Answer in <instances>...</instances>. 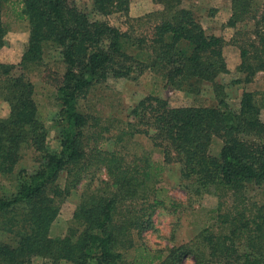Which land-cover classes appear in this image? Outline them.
<instances>
[{
	"label": "trees",
	"instance_id": "trees-1",
	"mask_svg": "<svg viewBox=\"0 0 264 264\" xmlns=\"http://www.w3.org/2000/svg\"><path fill=\"white\" fill-rule=\"evenodd\" d=\"M0 0V51L6 45ZM159 21L148 36L133 37L112 25L113 13L127 15L130 0H93L94 16L76 0H18V18L28 21L29 39L20 62L0 60V98L9 113L0 117V264H264V120L252 90L239 108L226 100L218 78L229 72L225 39L210 34L182 0H153ZM255 0H232L228 24L235 27ZM264 16V15H263ZM264 19V17H263ZM241 45L238 70L249 83L264 71V31ZM55 47L65 65L49 68L44 79L56 88L59 111L52 125L59 141L48 145L49 127L35 96L34 72ZM148 50V51H147ZM139 68L161 74L175 89L199 92L210 84L216 105L172 104L149 95L130 111L125 128L114 136L91 130L94 117L81 102L98 84L133 77ZM149 136L163 161L139 153L130 142ZM113 143L100 146L99 141ZM216 139L218 153L211 152ZM27 149L36 152L32 170L17 168ZM179 163L183 187L195 196L228 195L231 207L214 225L191 240L167 249L152 248L144 234L154 228L156 210L171 197L160 184L165 165ZM104 168L108 179L86 190L64 235L53 236L63 202L89 173ZM65 175L64 184L61 177ZM261 191L260 198L251 193ZM254 198V197H253Z\"/></svg>",
	"mask_w": 264,
	"mask_h": 264
},
{
	"label": "rangeland",
	"instance_id": "rangeland-1",
	"mask_svg": "<svg viewBox=\"0 0 264 264\" xmlns=\"http://www.w3.org/2000/svg\"><path fill=\"white\" fill-rule=\"evenodd\" d=\"M18 0H9L3 12V22L7 27L6 45L0 51V60L11 63L20 62L28 45L29 24L27 20L17 17L14 11ZM78 6L94 16L93 0H76ZM232 0H182L181 6L189 8L207 29L208 33L224 37L226 43L224 52L229 66V72L222 74L218 80L226 85V100L234 109L239 108L244 90H252L256 101L262 106L261 117L264 120V71H259L249 83L237 82L243 79L244 74L238 70L241 62V45H246L256 35V30L264 31V0H255L249 15L235 27L228 24L232 16ZM161 6L153 0H130L127 15L113 13L107 20L114 26L128 31L133 37L148 36L153 26L159 21L156 15L149 16ZM150 36V35H149ZM148 51V50H147ZM45 65L34 72L32 79L35 83V96L39 105L41 116L49 127L48 145L55 149L59 141L52 125L53 118L59 111L56 88L47 82L43 73L49 68L62 73L65 65L55 47L47 48L45 52ZM137 68L133 77L114 80L110 79L103 84H98L82 100L81 109L91 114L93 126L91 130L105 131L104 136H114L121 129L127 127L130 111L138 102L151 94L167 98L172 104L181 105H216L218 100L210 84L203 85L199 92H189L173 88L166 84L164 77L145 68L142 72ZM9 113L8 104L0 98V117ZM100 146L113 147V143L99 141ZM133 150L151 152L152 159L156 162L163 161L161 149L156 147L152 139L139 133L130 142ZM222 140L216 139L211 152L218 153ZM37 154L32 149H27L23 159L18 164L19 168L32 170L36 164ZM108 179L104 168L85 176L80 184L72 191L71 195L63 202L60 215L53 223L51 234L64 235L73 220L74 211L81 201L86 190H94L103 180ZM65 182V175L61 177ZM160 184L165 186L171 201L157 208L154 216V228L145 232L146 242L155 249H167L191 240L201 229L214 225V217L221 210L232 206L233 201L228 195L218 197L217 194L205 193L195 196L188 192L183 185L179 163L165 165L161 175ZM260 192L255 190L251 198H260ZM254 197V198H253ZM6 237L0 233V239ZM188 264H192L189 259ZM33 264H45L38 258ZM59 264H70L61 262Z\"/></svg>",
	"mask_w": 264,
	"mask_h": 264
}]
</instances>
